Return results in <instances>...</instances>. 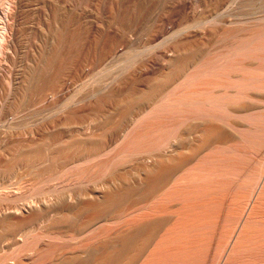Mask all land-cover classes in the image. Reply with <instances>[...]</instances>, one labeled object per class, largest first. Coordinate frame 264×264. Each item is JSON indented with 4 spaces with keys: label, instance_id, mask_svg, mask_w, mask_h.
I'll return each instance as SVG.
<instances>
[{
    "label": "bare ground",
    "instance_id": "6f19581e",
    "mask_svg": "<svg viewBox=\"0 0 264 264\" xmlns=\"http://www.w3.org/2000/svg\"><path fill=\"white\" fill-rule=\"evenodd\" d=\"M40 1L42 7L40 11L37 10L38 19L43 20L50 34L53 33V41L62 42V28L67 26L66 7H58L54 0ZM61 1L68 6L71 2L79 3L83 0ZM85 1L92 8L94 14L92 22L97 28V34H93V30L86 27L83 14H79L78 18V12L76 9L73 10V35L83 36V44L86 48L81 56L82 61L80 62L81 57L77 54L75 59L78 62L77 66L68 70L75 72L73 81L83 77L85 79L91 68L104 64L109 58L112 60V57L114 59L117 55L123 56L127 48L134 47L132 33L140 27V23H147L145 33L139 41L140 43L145 40L143 44L159 41L162 39L160 37L164 38V35L166 39L169 32L177 27L166 41L163 58L159 59V56L157 60L155 59L156 62L152 63L151 54L142 55L139 67L128 75L129 80L120 79L118 83L115 80V85H112L114 82L108 84L103 91L101 90L102 92L87 94V97L79 100L80 102L72 108L63 109L57 121L26 130L27 135L33 137L48 129L63 127L72 134V142L69 144L71 147L68 148V152L52 161L49 177L59 175L69 164L82 162V165L84 161L96 159V163L93 161V164L91 161L92 165L86 164L93 168L103 163L106 165L113 163L114 167L127 154L135 153V156L142 154L140 159L137 158L138 161L144 162L142 163L144 165L140 163L131 169L138 171L135 170L136 175H139L137 179L146 182L147 188L139 191L134 201L127 204L124 202L123 207L120 202L121 207L118 205L119 209L116 210L119 218H127V226L133 223L136 226L131 227V225V231L128 229L124 234L122 231L119 253L109 252L110 254L106 256L105 253L101 260H96V263L98 261L97 264H159V262L164 264L172 261L179 264L178 262L182 261L185 264H195L198 261L201 262V257H204L209 250L212 264H264V258L256 257L257 253L258 255L260 252L264 253V115L253 111L258 106L257 103L264 99L263 72L253 70L254 67L264 68V16L257 15L254 20L247 18L245 22L235 27L234 14L229 11L234 0ZM251 1L247 0V3ZM27 2L28 0H0V70L4 60L13 59L11 50H17L16 42L20 37L18 32L22 8L27 5ZM101 13L106 14V20L100 17ZM247 24L250 28L240 32ZM32 38L34 40V37ZM48 40V34H46L43 37V43H47ZM40 47L41 56L45 59L43 69L48 65L51 57L55 56V52L53 45L47 52H44L42 45ZM63 59V56L59 59L56 70L59 73L58 89L60 90L67 88L66 78L63 76ZM35 60L38 62L36 63ZM13 61L15 59L11 60L14 65ZM33 61L35 66H32L27 76H23L24 79L19 77V71L15 72L14 69L12 77L14 93L9 95L6 89L3 93L0 92V100L4 103L9 102L12 96L9 110H20L23 105L18 104L17 100L22 99L23 88L26 86L28 77L32 76L36 81L40 76V73L36 71L40 58L35 57ZM1 80L0 74V84ZM21 80L22 87L18 86ZM81 102L84 105L80 106ZM106 114L109 115V119L101 120L105 123L100 125L101 118L104 116L108 118ZM168 116H175V120L172 118L173 123L170 118L168 119L170 122L167 120ZM239 117L246 118V121H250L247 118L257 119L255 121H258L257 124L259 122L263 124L254 127L249 125L244 128L242 124L247 122ZM166 122L170 123L171 125H168L172 128H163ZM144 123L148 124V128L143 127ZM138 128L147 130L144 129V132L140 130L141 132L137 133ZM158 130L160 132L162 130L165 135L160 138L161 133H159L160 140L154 138ZM151 134L155 140L150 139ZM29 142L35 143V140L32 138ZM245 144L248 147L251 146L250 149ZM66 147L65 145L62 149ZM155 150L163 151L158 155ZM250 150H255L256 154L262 156L260 165L254 164ZM154 151L157 155H154ZM143 152L149 155H143ZM129 156L126 158L128 159ZM124 160L122 164L126 162ZM115 172L112 174H116ZM121 177L117 175L113 176L112 180H108L110 177L107 180H99L100 184H98L102 185L103 189L108 188L114 191L115 183L119 184L123 179ZM76 179L79 178L76 176ZM93 187L78 189L82 191L79 193L76 191L74 195L71 192L72 195L67 198H73V196L77 198V202L71 199L74 203H80L78 198L82 196L100 199L99 186L93 185ZM107 192L105 202L110 206L103 205L102 199V203L100 200L102 206L98 202H96L97 205L95 203L99 209L103 206L112 208L111 206L118 203L115 200L120 197L114 196L113 192H110L113 197L112 195L108 197L109 191ZM63 195L65 194L28 199L25 205L14 209L13 222L10 224L14 225L13 227L18 226L19 232L16 229L14 230L17 234L12 231L13 229L4 232L8 228V225H4L1 228L4 230L0 231L2 232L0 239L4 242L2 247H5L7 241L19 243L17 239L23 238L22 245L12 250L11 246L8 251L0 255V260L10 258L11 250L13 260L7 264H65L66 261L61 258L62 255L66 257L71 255L78 259L82 252L93 249L97 241L95 244L85 245L87 249L83 247L61 251L59 253H62L61 260L60 255H58L59 259L54 255L58 249L50 247L54 244L41 245L38 242L37 238L44 233L29 236V230L23 229L26 223L49 220L58 225V221L55 222L54 219L56 218L52 208L54 204H62L61 202L65 201L64 205L62 204L63 211L71 210L69 205H66V197L63 198ZM80 200L81 203L87 201ZM60 204L58 207L62 209ZM93 204L91 201V205ZM88 205L81 204L82 208L90 207ZM81 206H78V210ZM85 208L82 211H85ZM108 208L104 207L106 211L102 209L103 212L95 208L96 212L91 214L94 215L91 218L88 215V224L85 221L88 228L108 220V216L112 213L109 214ZM25 211H28V216L27 213L26 216H16L20 212L23 215ZM29 212H31L30 215ZM66 212L61 214L65 215ZM1 213L3 215L5 212L0 208ZM9 216L3 217L4 221ZM67 217H64L65 221H61L62 224L59 225L61 230L64 227L63 224L67 226L66 224L72 222L71 226H76L73 224L76 221H67L70 219L69 216ZM58 233L63 234L62 231ZM95 247V251L98 250L96 245ZM50 252L53 254L48 256ZM208 259L204 257L205 261ZM70 260L73 261L72 258ZM77 261L74 262L80 264Z\"/></svg>",
    "mask_w": 264,
    "mask_h": 264
},
{
    "label": "rangeland",
    "instance_id": "374dc122",
    "mask_svg": "<svg viewBox=\"0 0 264 264\" xmlns=\"http://www.w3.org/2000/svg\"><path fill=\"white\" fill-rule=\"evenodd\" d=\"M54 2H55V4H57L58 7H62V8L64 6L66 7L65 19H66L67 26L65 28H62L63 29V36L61 37L62 42L53 41V39H52L53 33L50 34V32L47 30L43 20L38 19V11L37 10L40 11V8L42 7V2L40 0H28L27 5L22 8V16L20 18L19 32H18L20 37H19L18 42H16V40H15L17 50H15V49L11 50V54L13 56V59H15L16 62L13 61L14 62V65H13L11 63V60H13V59H9V60L6 59L3 61V64H2L1 70H0V74L2 77L1 84H0V92L3 93L4 90L6 89L7 93H9V95H10V94L14 93L13 92V82H12L14 69H15V72L19 71L18 72L19 77H22V79H24V77L27 76L28 72L32 69V66H35L34 65L35 62L33 61L35 59V57L40 58V64L36 68V71L40 73V76H39L38 80H36V81L33 80L32 76L28 77V81L26 83V86L23 88L22 99L17 100L18 104H21V103L23 104L20 107V110L18 109V110L12 111V110L8 109V107L12 103V96L9 99V102H7V103H4L0 100V208L3 209V211L5 212L3 215H2V213L0 214V216H1L0 217L1 218L0 219V231L4 230V229L3 230L1 229L2 227H4V225L5 226L8 225L7 230L4 232H9L12 229H13L12 231H14L16 234H17V232H19V231H17V228L19 229V227L18 226L13 227L14 225L12 226L10 224V222H13L12 221L13 220L12 215H13L14 209L16 210L17 206L25 205V203L27 202L26 200H28V199H39L40 197H43V196L56 197V195L63 193L66 195V196L63 195L64 196L63 198L66 197V205L67 206L69 205L71 212L67 211L68 212L67 213L66 211H63L64 206H62V204L64 205L65 201L64 202L62 201L61 202L62 204L59 203L61 205L60 207L62 209H59V207H58L59 204H54V206L52 208H54L53 213L56 214L57 220H56V218H54V219H55V222L58 221L57 222L58 225L54 224L53 223L54 221L51 222V220H49V221L40 222V223H28V224L26 223V225H24L23 229L29 230V234H28L29 236H33V235H37V234L39 235V233H44V235L39 236L37 238L38 242H40L41 245H44L46 243L54 244V245H50V247H55L58 249V251L55 252V254H54L57 258H58V255H60L59 258L61 257L62 253L59 254L61 251H64V250L68 251V250L78 249V248H83V247H85V249H87L86 246H88L89 244H95V241H97L95 245L97 246L99 251L98 250L95 251L96 247L94 248L95 245H93V249L90 248V250H87L88 253H87V251L82 252L81 253L82 256L80 254L79 256H81V257L78 256V259L74 258V256H71V255H67V257L65 255H64L65 257L62 255V257H61L62 259H64L66 261L65 264H72V263L76 264V262H74V261H77V260H78L77 262H80V264H83V263H85V264H91V263L97 264L98 261L96 263V260H98V259L101 260L102 257H104L105 253H106L105 256L107 254H110L109 252H111V253L113 252V254L115 252L119 253L120 252L119 250L121 249L120 248L121 243H119V242H121L120 236L122 235L121 234L122 231L124 234L125 231L127 232L128 229L133 227V225L136 226L135 223H133V225L129 224L127 226V223H126L127 218H125V219H124V217L119 218V216L117 215L118 212L116 210L119 209L118 205L120 204V202H121L120 205L123 207L124 202L127 204L128 202L134 201L136 199L137 193L139 191H144L147 188L146 182H144V181L141 182V181H139L140 179H137L139 175L138 176L136 175V172H135L136 169H131L133 167L135 168L136 166L140 165V163H141V165H144V164H142L144 162H142L140 160L138 161V158H137V157H139V159H140L142 154H140V155L136 154L137 156H135L134 155L135 153L133 155H132V153L131 154L126 153L127 155H125V157L122 158L123 160L125 159L124 161H126V162H123V164H122L123 160L119 161V163L114 162L115 164L118 163L120 167L118 166V164H116V166L113 167L112 166L113 163L112 164L109 163V165H106L105 163H103V165L101 164V165H98V167L94 166L92 168L90 166V165H92L90 162L92 161V163H93V161H94V163H96V161H97L96 159L84 161L83 162L84 164H82V165H81L82 162L79 164H69L65 167L64 170L62 168L63 171L59 175L54 176V177H49L48 173L51 170L52 161L55 158L59 157L60 155H63L64 153H66V151L68 152V150H69L68 148L71 147L69 144H71V142H72V134L65 127L60 128V129L51 128V129L44 131L42 134L36 135L34 137L27 135L26 132L32 128H36L37 126L45 125V123L49 124V123L57 121V119L62 114L63 109L68 110V108L69 109L72 108L73 105L79 103L83 98L87 97V94L90 95L92 92H95V93L102 92L106 85L112 84L113 82L114 83L112 85H115L116 83L120 82L124 78L129 80L130 77L128 75H130V72H133L137 67H139L142 55H150L151 54L150 56L151 57L153 56L152 57L153 58L152 63H155L159 56H160L159 59L163 58V55H164L163 49H165V47H166V41L170 38V35H172L173 32L175 30H177V27H174L173 30H171V32H169L166 39H164L166 37L164 35V38L160 37L164 40L159 38L160 40L159 41L157 40L154 43L143 44V42H145L144 38H143V40H144L143 42L139 43V41H140V37L142 38V36L145 33L147 23L146 22L140 23L141 24L140 27L138 25L139 28H136V30L134 31L135 33L134 32L132 33L133 34L132 35V40H133L132 44L134 45V47L127 48V51H126V53L123 54V56L117 55L114 57V59H113V57H112V60H110L111 58H109L110 61L109 60L105 61L106 63L104 62V64H100L96 67L91 68V70L87 74L88 76L87 75H86L87 77L85 76L86 77L85 79L83 77L82 79H78L76 81H73L74 76H75V72L72 73V72H69L68 70L72 67L77 66L78 62L75 60L77 58V54H79L81 57L86 50V48L83 44V36L76 37L73 35V21H72L73 10L76 9V11L78 12V18L80 17L79 14L82 13L84 16V19H85L84 22L86 24V27H88L89 29H92L93 34H97V28L93 25V22H92V20L94 19V14L92 12V8L87 4V2L85 0L80 1L79 3L71 2L68 6H66L65 3L61 0H58V1L54 0ZM232 4H231L229 11H232L231 13L234 14L233 24L235 27H237L240 24H242L243 22H245L247 18H250V20H254L257 15L264 16V1L263 0H252L249 3H247V0H234V2ZM100 17L103 20H106V14L101 13ZM142 24L143 25L145 24L144 27ZM142 27H143V29H142ZM248 28H250L249 24L245 25L244 28L240 32H243ZM46 34H48L49 40L47 43H43V37H45ZM135 35H136V37H135ZM137 35H138V37H137ZM32 37H34L35 42H34ZM140 44H143V45H140ZM41 45L44 48V52H47L49 49H51L52 45H53V51L55 52V56L51 57L48 65L43 69H42V66L45 63V59H44V57L41 56V53H40V50H41L40 46ZM36 48H37V50H36ZM78 51H80V52H78ZM142 52H144V54H142ZM34 54H35V57H34ZM62 56L64 58L63 59V61H64L63 76H65V78H66V87H67L65 89L66 91L63 88H62V90H60V88L58 89V84H59L60 80H59V73L56 72L59 59L62 58ZM21 57H22V60H21ZM35 61H36V63L38 62V60H35ZM81 61H82V57L80 59V62ZM24 69H25V71H24L25 74L23 72ZM253 70H256V71L261 72V73L263 72L262 73V78H263L262 81H264V68L263 67H261V68L254 67ZM22 72H23V75H22ZM115 80H116V83H115ZM21 85H22V80L18 86H21ZM262 94L264 96V91H262ZM82 102L85 103V101H82ZM82 102H81L80 106L84 105ZM258 103L261 105H259ZM258 103H257L258 108L256 107L253 111L254 112L256 111L255 113H257V114L259 112L260 115L261 114L264 115V112H262V111H264V107H263L264 106V99L262 101H259ZM259 106H261V107H259ZM82 115H84V113ZM106 116H108V118H106L104 116L103 118L100 119V125L101 124L103 125L105 123V121H107L109 119V115L106 114ZM174 117L175 116H173V117L168 116V118L167 117H164V118H167V120L170 118L171 123H173L174 121L172 120V118L175 120ZM239 118L241 120L246 121V118H241V117H239ZM240 119H238L239 122H240ZM247 119L250 120V121H246L247 123H245L243 121L244 124H242V122H240L244 128H247L249 125L250 126L252 125L251 127H254V126H261L263 124L261 122H259L257 124L258 121L255 122L257 119L256 120H254L253 118H247ZM101 120L102 121L105 120V121L102 123ZM168 121L170 122V120H168ZM166 123H165L166 126L164 125L165 127H163V128H167L171 125L170 123H167V124ZM168 124H170V125H168ZM246 124H247V126H246ZM144 125H145V123H144ZM144 125H143V127L148 128V124L145 126ZM70 126H72V125H70ZM142 128L136 129L137 130L136 132L139 133V132L143 131L144 129H146V128H144L142 130ZM157 128H159V126ZM170 128H172V126L167 128V129H170ZM160 129H162V127ZM163 130H165V129H163ZM137 133H134V134L136 135ZM156 133L154 135L155 136L154 138L156 140H160V138H162V136H165V135H163L162 130H161V132L159 131L157 133L158 135H156ZM159 133H161L160 138H159ZM152 137H153V134L150 135V139L155 140ZM32 138L35 140V143L29 142V140ZM62 139H63V141H61ZM84 140L86 141V139H84ZM63 143H66V144H63ZM244 143H246V142H244ZM65 145L67 147L64 148V150H63L62 148H63V146L65 147ZM245 146H247V145L245 144ZM250 147L251 146H249L248 148L250 149ZM155 151L153 152L154 155H157V154L159 155L160 153H162L163 150H161V151L157 150L156 151L157 154ZM129 152L130 151H128V153ZM143 153H144L143 155H145V154H146V156H147V154L149 155V153H147V152H143ZM250 154L254 158V161H255L254 164L258 165V163H259V165H260L261 164L260 162L262 160V156L259 155L258 153L256 154L255 150H250ZM128 156H129V158L127 159L126 157H128ZM131 157H133V158H131ZM129 161L131 162V164ZM86 163H89L90 165L86 164ZM120 163H121V165H120ZM125 163H127V164H125ZM134 164H135V166H134ZM76 165H79V166L76 167ZM123 165H124V167H123ZM108 166L113 167V169L111 167L109 168ZM130 166H132V167H130ZM73 167H75V168H73ZM90 169H93V170H90ZM111 169H112V171L108 172ZM114 169H116L117 171L115 172ZM112 172H115L116 174H114V173L112 174ZM123 172L124 173L126 172V173L124 174ZM128 172L130 173V175H128L129 174ZM121 173H123V174H121ZM110 175H113L114 177L117 175H118V177L122 176L121 178L124 179V180L122 179V181H120L119 184H118V182L115 183L114 191H113V189H110L111 190L110 191L108 188L103 189V186L99 185L100 184L99 180H101V181H103L105 179L107 180L109 177L110 178L108 180H110L111 178L113 179V176H110ZM123 175H125V176H123ZM76 176L79 179H76ZM126 177H128V178H126ZM88 179H90V180H88ZM24 182H25V184H24ZM127 184H129V185H127ZM133 184H135V185H133ZM93 185L99 186L98 188L101 190L100 199L99 198L95 199L94 197H88V196H87L88 198L86 196H84V198H83V196H82V198L81 197L78 198L79 199L78 202H80V203H81L80 199H82V201H83V199L88 201V202L85 201V203H81L82 206H83V204L88 205L89 200H90V203L88 205L90 207L86 206V208L88 210L85 208V206L82 208L80 203H74L73 202L74 200H75V202H77L76 201L77 198H74V196H73V198H69L73 193H76V191H78L77 193H79L84 189L94 188ZM101 186H102V189L100 188ZM117 186H118V188H117ZM119 186H121V187H119ZM82 188H84V189H82ZM78 189L79 190L82 189V190L79 191ZM73 190H74V192H73ZM100 190H99V192H100ZM103 190H106V191H103ZM107 191H109L108 197H110L112 194L116 197H120V198H116L118 200H115V201H118V203L117 202L115 203V201H114V203L117 204V206H115V204H114L113 206H111L112 208H110V207L108 208V206H110V205L106 204V202H105V197L108 195ZM115 191H117V192H115ZM71 192H72V194H71ZM102 192L104 194L105 193L106 194L104 195ZM110 192L111 193L113 192V193L110 194ZM245 192H244V194H246ZM114 193H116V195ZM103 195H104V198H102ZM113 195H112V197H113ZM67 196H69V197L67 198ZM71 199H74V200L71 201ZM97 199L99 201H97ZM102 199H103L104 203H102ZM100 200H101V203L103 205H108V206H103L100 209L98 206L96 207V205L98 203L102 206V204L100 203ZM91 201H92V203H94L93 205H91ZM96 202H98V203H96ZM95 203H96V205H95ZM73 206H74V209H73ZM78 206H81L80 207L81 211H82V209L84 210V208H85V211L81 212L80 210H78L79 209ZM76 207H78V208L75 209ZM94 207L96 209H99L100 212H103L102 209L104 211H106L104 209V207L105 208L107 207L109 214L112 212L111 215L108 216L109 218L110 217L111 218L110 219L108 218V220H105L102 223H98V224L88 228L87 222H88L89 216L91 218V216L94 215V214L93 215H91V214L96 210ZM116 207H117V209H116ZM175 207H173V209ZM56 208H58L57 211L59 213H57V211H55ZM89 208H93V209L90 210ZM59 210L66 212L65 213L66 216L62 215L64 213L62 211L60 212ZM74 210L77 212H75ZM73 211H74V213H73V215H71ZM90 211H92V212H90ZM69 212H70L71 216L69 215ZM9 213L10 214L12 213L11 216H9L10 215ZM20 213L16 214V216H19V217L26 216V215L28 216V211H25V213L23 212V215H22V213L21 214ZM30 213L31 212H29V215H30ZM79 215H80V217H79ZM5 216H9L7 218L10 219L11 221L8 220L7 218H5L6 220L4 221L3 217H5ZM57 216L59 217V220H58ZM60 216H61V218H60ZM67 216L70 217V219H67V221L68 220L76 221V223L73 222V224H76V226H73V225L71 226L72 222L69 221V222H71L70 224L68 223L70 226L68 224H66L67 226H65V224H63L64 227H62V230H61V226H59V225L62 224L61 221H63V220L65 221V219L68 218ZM64 217H66V218L64 219ZM79 219H81V220H79ZM122 220H124V222ZM1 221H3V222H1ZM77 221H79V222H77ZM85 221L87 224H85ZM120 221H121V223H120ZM59 222H61V223H59ZM80 222H82L81 227L79 225ZM77 225L79 227H77ZM68 226H69V229H68ZM86 226H87V228H86ZM65 227L67 228V230ZM82 227H83V229H82ZM79 228H81L82 230ZM14 229H16L17 232ZM103 229H105V230H103ZM78 230H81V231H78ZM58 231L59 232L62 231L63 234H59ZM129 231H131V229ZM0 233H2V232H0ZM99 236H101V237L99 238ZM22 239L21 240L17 239L19 241V243H16L13 241H7L8 243L7 242L5 243V247H2L4 242H1L2 240L0 239V255L3 254L4 251H8L11 246H12L11 250L14 248H17L18 246H21L22 245ZM168 245L171 246L172 244H168ZM115 247H117V248H115ZM11 250L9 251L10 258H8L6 260L5 259L0 260V264H7L8 262H12L13 259L11 258V256H13V252ZM208 251L209 250H207V252L204 254V257L206 259L209 258L208 261L207 260L205 261L204 257L202 256L203 258L201 257V259L204 262L201 261L202 262L201 263L198 261V263H195V264H212L213 263V261L211 259L212 256H210V253H208ZM97 252H99V253L97 254ZM50 253L47 255L51 256L53 254V253H51V254ZM56 253H57V255H56ZM207 255H209V257ZM254 255L256 256L255 253H254ZM44 257H45V255H44ZM256 257L259 259L264 258V253L260 252L259 255L257 253ZM69 258L70 259L72 258L73 261L71 262V260ZM79 258L82 260L80 261ZM253 258H254V256H253ZM74 259H76V260H74ZM83 260H84V262H82ZM180 262H182V261H179L178 263L179 264H185V262H182V263H180ZM160 263L161 262H159V264ZM170 263L171 264H177L176 262H172V261L165 262L164 264H170ZM161 264H163V263H161Z\"/></svg>",
    "mask_w": 264,
    "mask_h": 264
}]
</instances>
